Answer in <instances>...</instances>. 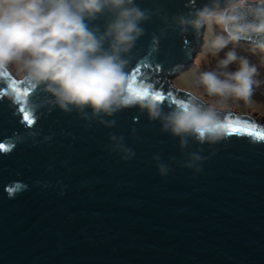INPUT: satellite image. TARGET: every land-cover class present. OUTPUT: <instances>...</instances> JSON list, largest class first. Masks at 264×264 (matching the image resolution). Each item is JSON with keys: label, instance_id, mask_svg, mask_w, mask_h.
<instances>
[{"label": "water", "instance_id": "1", "mask_svg": "<svg viewBox=\"0 0 264 264\" xmlns=\"http://www.w3.org/2000/svg\"><path fill=\"white\" fill-rule=\"evenodd\" d=\"M136 3L152 16L129 57V82L160 92L168 111L193 95L171 77L192 62L204 32H182L172 17L208 0ZM13 79L23 81L0 77V264H264V139L224 128L218 142L181 150L138 106L107 117L109 128L23 81L28 124L22 101L6 94ZM218 111L223 124L247 118L264 129L254 115ZM110 133L124 136L131 159L106 147ZM198 149L201 172L172 163L158 175L155 155L170 163Z\"/></svg>", "mask_w": 264, "mask_h": 264}, {"label": "clouds", "instance_id": "2", "mask_svg": "<svg viewBox=\"0 0 264 264\" xmlns=\"http://www.w3.org/2000/svg\"><path fill=\"white\" fill-rule=\"evenodd\" d=\"M151 16L136 0H0V77L12 72L25 85L49 94L53 106L109 128L115 120L107 117L138 106L150 120L160 122L162 131L178 138L181 150L188 149L190 141L218 142L224 127L215 105L230 100L250 104L256 66L241 58L235 71H227L237 59L230 52L218 70L202 71L193 82L197 90L214 98L211 105L193 93L165 111L160 101L151 95L141 98L130 87L126 71L144 34L142 24ZM172 23L182 32L199 34L207 29L212 33L207 41L210 51L243 41L253 53L264 55V0H208L188 14L174 15ZM6 94L14 102L27 103L11 84ZM109 141L106 147L121 159L135 155L123 135L110 133ZM201 151H188L180 160L170 158V163L155 155L158 175H169L172 163L201 172L207 159Z\"/></svg>", "mask_w": 264, "mask_h": 264}, {"label": "rangeland", "instance_id": "3", "mask_svg": "<svg viewBox=\"0 0 264 264\" xmlns=\"http://www.w3.org/2000/svg\"><path fill=\"white\" fill-rule=\"evenodd\" d=\"M217 32L219 29L216 30ZM212 33L204 29L203 39L200 48L197 50L189 66L184 67L181 71L171 77L172 83L186 89L192 93L201 96L205 104L211 105L214 98L208 97L203 93V89L197 90L194 87V80L197 74L202 71H214L219 69L220 62L227 58L228 53L234 52L237 59L227 66V71H235L239 67L241 58H246L254 54L253 65L257 68L255 76L256 83L253 85L251 103L246 104L242 100H230L227 105H215L218 109H230L242 113L256 116L259 121H264V55L253 53L247 43L241 41L239 44L229 43L226 47L218 52L210 51L207 47V41L211 39ZM250 62V59L248 60ZM256 61L258 63H256ZM14 74V73H13ZM15 75V74H14Z\"/></svg>", "mask_w": 264, "mask_h": 264}, {"label": "snow or ice", "instance_id": "4", "mask_svg": "<svg viewBox=\"0 0 264 264\" xmlns=\"http://www.w3.org/2000/svg\"><path fill=\"white\" fill-rule=\"evenodd\" d=\"M5 75L7 76L8 73H5ZM135 79V78H133ZM23 83V81H17L15 79L11 80V86L13 87V89L17 92V95H23L26 100H27V96L29 93V88L25 87L23 89H21L18 85ZM130 87L133 88L132 84H130ZM140 96L141 98H143L144 96L147 95H151L153 99H156L158 101H163L164 100V96L160 93V92H149V90L147 88H144L143 90H136L135 88H133ZM176 103H183L182 101H176ZM26 103L24 101H22L21 105H20V111L23 114V119L28 123V124H32L33 120L31 118V113L28 109H26V107L24 106ZM224 128L236 132V131H246L249 134H255L256 138L258 139H264V129L262 130H257V125L255 123H249L247 118H243V119H235V120H229V122L227 124H223L222 125Z\"/></svg>", "mask_w": 264, "mask_h": 264}, {"label": "trees", "instance_id": "5", "mask_svg": "<svg viewBox=\"0 0 264 264\" xmlns=\"http://www.w3.org/2000/svg\"><path fill=\"white\" fill-rule=\"evenodd\" d=\"M254 54L251 56V55H249L248 57H247V60H249L250 59V63L252 64V63H254ZM256 63H258L257 61H256Z\"/></svg>", "mask_w": 264, "mask_h": 264}]
</instances>
